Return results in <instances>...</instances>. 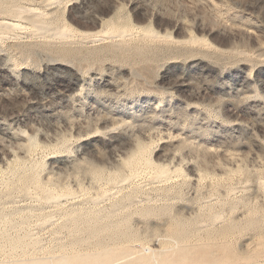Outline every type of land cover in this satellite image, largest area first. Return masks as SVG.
Listing matches in <instances>:
<instances>
[{
	"label": "rangeland",
	"instance_id": "rangeland-1",
	"mask_svg": "<svg viewBox=\"0 0 264 264\" xmlns=\"http://www.w3.org/2000/svg\"><path fill=\"white\" fill-rule=\"evenodd\" d=\"M84 255L264 264V0H0V264Z\"/></svg>",
	"mask_w": 264,
	"mask_h": 264
},
{
	"label": "bare ground",
	"instance_id": "bare-ground-1",
	"mask_svg": "<svg viewBox=\"0 0 264 264\" xmlns=\"http://www.w3.org/2000/svg\"><path fill=\"white\" fill-rule=\"evenodd\" d=\"M24 9H25V8H24ZM24 9H23V8H17V9H16V13L21 14V13L24 11ZM27 10H28V9H27ZM42 14H43V12H42ZM42 14H40V13L38 12V15H39V16H42ZM108 19H109V18H108ZM13 26H14V27H19V24H18V25L15 24V25H13ZM66 26H67V25H66ZM20 27H21V26H20ZM68 28H69V27H68ZM68 28L66 29V27H65L64 30H62L61 32H59V36H60V37H65V38L68 37V34L71 33V31L73 30V29H72V30L70 31ZM74 29H75V28H74ZM109 29H110V28H109ZM117 29H118V28H112L111 30H109V32H105L103 36H104L105 38H109V39H110V38H115V37H118V38L120 37L121 39H122V38H125L126 36L128 37V35H129V33H130V32L127 31L128 29H126V30H125V29H124V30H123V29H122V30L119 29L120 32H118ZM107 31H108V30H107ZM72 32H73V31H72ZM151 35H152V34H151ZM57 36H58V35H57ZM70 36H71V35H70ZM60 37H59V38H60ZM101 40H102V39H101ZM149 165H150V164H149ZM158 168H159V167H158ZM159 170H160V168H159ZM163 170H164V169H163ZM166 170H167V169H166ZM156 173H157V170H156ZM164 175H166V174H164ZM178 175H179V174H178ZM157 176H158V175H157ZM158 178H159V177H158ZM163 178H166V177L164 176V177H162V179H163ZM168 178H169V177H168ZM160 179H161V178H160ZM55 199H56V198H55ZM195 245H196V244H195ZM186 246H187V245H186ZM186 246L182 245V247H185V248H186ZM223 246H224V245H223ZM124 247H125V246H124ZM127 247H128V246H127ZM180 247H181V246H180ZM182 247H181V248H182ZM200 247H201V246H200ZM200 247H199V248H200ZM140 248H141V247H140ZM181 248H180V250L183 249V248H182V249H181ZM193 248H194V247H193ZM207 248H208V247H207ZM116 249H117V248H116ZM116 249H115V251H117ZM142 249H144V248H142ZM147 249L149 250L148 247H147ZM178 249H179V248H178ZM187 249H189V248H187ZM190 249H191V248H190ZM196 249H197V248H196ZM209 249H210V248H209ZM109 250H111V249H109ZM112 250H113V249H112ZM119 250H121V249H119ZM119 250H118V253L120 252ZM122 250L124 251L125 249L122 248ZM127 250H128V249H127ZM193 250H194V249H193ZM197 250H198V249H197ZM199 250H200V249H199ZM201 250H202V249H201ZM123 251H122V252H123ZM134 251H135V250H134ZM145 251H146V250H145ZM149 251L152 253L153 250L151 251V249H150ZM177 251L179 252V250H177ZM205 251H206V249H205ZM104 252H105V251H104ZM111 252H112V253H111ZM111 252H109V253H111V255H114V256L116 257V253L114 254L113 251H111ZM122 252H121V254H123ZM127 252H128V251H127ZM150 252H149V253H150ZM166 252H167V251H166ZM173 252H174V251H173ZM173 252H172L171 254L169 253L168 255H170V256H171V255H174ZM175 252H176V251H175ZM193 252H194V251H193ZM208 252H209V251H208ZM97 253H98V252H97ZM107 253H108V252H107ZM109 253H108V254H109ZM132 253H135V252H132ZM143 253L145 254V252H143V250H142V253H141V254H143ZM153 253H154V252H153ZM153 253H152V257H151V258H153ZM176 253H177V252H176ZM179 253H180V252H179ZM184 253H185V250H184ZM196 253H198V251H196ZM206 253H207V252H206ZM99 254H101V253L99 252ZM147 254H148V253H147ZM147 254H146V255H147ZM159 254H160V253H159ZM165 254H166V253H165ZM177 254H178V253H177ZM187 254H188V253H187ZM199 254H200V253H199ZM93 255H94V254H93ZM93 255L90 254V255H88V257H91V256H93ZM95 255H96V254H95ZM103 255H105V254H103ZM138 255H139V254H138ZM180 255H181V254H178V257H179ZM200 255H202V253H201ZM200 255H199V257H200ZM204 255L206 256L205 253H204ZM63 256H64V255H63ZM63 256H61V257H63ZM74 256H75V255H74ZM74 256H71V257H74ZM78 256H79V255H78ZM84 256H85V258H82V259H80V260H82V262H83V259H86V260H84V262L81 263V264H97V263H98V261H97L96 259H95V260H89L88 257L86 258L87 255H84ZM97 256H98V255H97ZM154 256H155V254H154ZM194 256H195V254H194ZM207 256H209V255H207ZM66 257H67V256H66ZM66 257L64 256L63 258H66ZM71 257H70V258H71ZM100 257H101V256H100ZM103 257H104V256H103ZM105 257H107V255H106ZM105 257H104V258H105ZM183 257H184V256H183ZM192 257H193V254H192ZM192 257H191V258H192ZM55 258L58 259L59 257H58V258H57V257H54V259H55ZM67 258H68V257H67ZM94 258H95V257H94ZM193 258H194V257H193ZM197 258H198V255H197ZM206 258H207V257H206ZM60 259H62V258H60ZM170 259H171V258H170ZM186 259H188V258H186ZM199 259H202V258H199ZM199 259H196V260H199ZM39 260H40V259H39ZM41 260H42V259H41ZM49 260H50V262H51V260H53V257H52L51 259H49ZM58 260H59V259H58ZM127 260H128V259H127ZM152 260H155V258L152 259ZM188 260L190 261V260H192V259H188ZM194 260H195V259H194ZM29 261H30V260H29ZM29 261H28V262H29ZM34 261H35V260H33V262H34ZM37 261H38V260H37ZM45 261H47V260L45 259ZM105 261H106V260H105ZM189 261H188V262H189ZM205 261H206V260H205ZM22 262H23V261H22ZM31 262H32V261H31ZM31 262H29V263H31ZM50 262H49V263H50ZM141 262L143 263L144 260H141ZM193 262H194V261H193ZM193 262H192V263H193ZM20 263H21V261H20ZM24 263H25V262H24ZM73 263H74V262H73ZM103 263H104V262H103ZM156 263H157V262H156ZM189 263H191V261H190ZM189 263H188V264H189ZM50 264H52V262H51ZM57 264H69V260H67V259H63V260L57 262ZM154 264H155V263H154ZM174 264H175V262H174ZM176 264H177V262H176ZM179 264H180V263H179Z\"/></svg>",
	"mask_w": 264,
	"mask_h": 264
}]
</instances>
